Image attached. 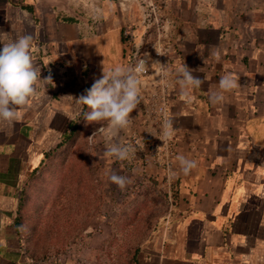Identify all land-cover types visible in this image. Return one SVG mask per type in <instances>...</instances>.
<instances>
[{"label":"crops","instance_id":"1","mask_svg":"<svg viewBox=\"0 0 264 264\" xmlns=\"http://www.w3.org/2000/svg\"><path fill=\"white\" fill-rule=\"evenodd\" d=\"M69 1L0 0V39L30 34L41 78L36 96L18 109L20 120L0 124V264H33L22 218L26 181L79 129L90 110L77 100L103 69L128 67L122 18L92 25L73 17ZM192 9L169 65L170 104L178 155L197 167L184 175L176 161L183 213L130 264H264V0H195ZM184 64L204 80L187 97L175 73ZM225 74L240 87L213 103Z\"/></svg>","mask_w":264,"mask_h":264},{"label":"rangeland","instance_id":"2","mask_svg":"<svg viewBox=\"0 0 264 264\" xmlns=\"http://www.w3.org/2000/svg\"><path fill=\"white\" fill-rule=\"evenodd\" d=\"M193 1L70 0L68 5L73 17L92 25L109 20L111 15L122 18V29L133 25L137 40L144 38L145 31L156 30L147 27L149 20L168 19L173 22L174 40L179 39L174 53H180L182 35L187 32L182 18L192 17ZM191 26L189 21L186 28ZM123 45L125 48L124 41ZM145 89L141 88V102L130 113L129 127L118 129L107 121L92 123L82 118L69 143L46 162L43 160L26 181L22 218L26 223V250L31 257L47 264H130L141 249H147V242L165 235L161 227L177 223L181 211L175 189L178 151L171 174L156 165V158L146 157L143 150V155L138 151L124 161L105 155L106 147L114 143L129 142L133 146L139 139L135 133L148 126L143 117L142 99L148 96ZM171 139L176 146V138ZM110 174L132 182L121 191L110 181ZM27 231L39 236L37 244L27 240Z\"/></svg>","mask_w":264,"mask_h":264},{"label":"clouds","instance_id":"3","mask_svg":"<svg viewBox=\"0 0 264 264\" xmlns=\"http://www.w3.org/2000/svg\"><path fill=\"white\" fill-rule=\"evenodd\" d=\"M0 48V124L13 125L21 116L19 108L27 105L30 98L36 96V84L40 78V70L34 64L31 48L33 38L20 35L15 40L4 42ZM218 58V52L213 53ZM158 63V62H157ZM148 71V64L141 58L135 65L116 66L107 72L103 69L102 78L96 80L86 95H81L77 101L86 105L90 111L85 114L87 122L99 123L107 121L113 128L126 129L131 124L130 113L141 102L140 76ZM201 71V70H200ZM176 82L182 96H189L190 92L198 89L204 80L195 77L185 64L175 70ZM51 80V77L44 79ZM240 84L231 74L221 76L216 90L211 91L210 100L220 103L225 99V93L238 89ZM173 134L172 120L165 121L163 137L171 138ZM136 149L132 145L111 144L106 147L105 155L124 161L135 155ZM179 170L189 175L197 167V162L178 155ZM109 179L121 191L132 181L121 175L110 174Z\"/></svg>","mask_w":264,"mask_h":264},{"label":"built area","instance_id":"4","mask_svg":"<svg viewBox=\"0 0 264 264\" xmlns=\"http://www.w3.org/2000/svg\"><path fill=\"white\" fill-rule=\"evenodd\" d=\"M170 23L173 22L164 18L155 22L149 20L147 27H155L156 30L154 33L145 31L144 38L140 40H137L133 25H126L121 33L126 43L128 67L135 65L141 58H144L148 64V71L140 76L141 88L142 90L146 88L148 93V96L142 99L145 104L143 117L148 126L145 130L135 133V137L139 138L133 145L136 149L135 156L138 155V151L139 156L143 155L140 153L143 150L146 157L156 158V165L165 167L171 174L177 148L171 138L163 137V125L165 121L172 120L170 93L174 86V74L169 65L173 60L172 55L176 54L175 41L179 39L177 37L174 40ZM124 145H129V142ZM30 261L33 264H47L46 261H38L33 257Z\"/></svg>","mask_w":264,"mask_h":264},{"label":"trees","instance_id":"5","mask_svg":"<svg viewBox=\"0 0 264 264\" xmlns=\"http://www.w3.org/2000/svg\"><path fill=\"white\" fill-rule=\"evenodd\" d=\"M75 128H77V125H76V127ZM74 132V131H73ZM73 132L71 133V136L68 138V140H71L73 137H74V134H73ZM62 144V143H61Z\"/></svg>","mask_w":264,"mask_h":264}]
</instances>
